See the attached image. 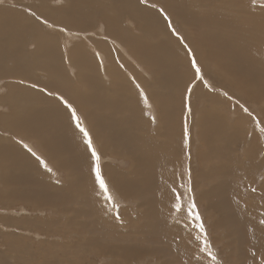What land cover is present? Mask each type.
<instances>
[{
  "label": "bare ground",
  "instance_id": "6f19581e",
  "mask_svg": "<svg viewBox=\"0 0 264 264\" xmlns=\"http://www.w3.org/2000/svg\"><path fill=\"white\" fill-rule=\"evenodd\" d=\"M4 1L6 5L0 7V80L5 78L10 82L7 97L0 98V110L10 109L7 113L11 118L7 121L3 114L0 115L3 122L0 132L10 133L13 139L23 136L38 140L58 170L65 171L67 180L52 178L38 164L39 174H32L29 166L34 164L30 162L26 149L22 150L24 147L7 144L5 149L0 145V189L3 194L0 200L6 199L7 203L14 205L29 204L33 209L52 206L58 214L72 210L73 203L83 204L81 215L95 218L93 222L85 219L90 223L84 221L86 230L81 222L79 230L84 236L85 231L94 225L102 227L106 224L110 231L105 237L126 242L125 235L111 226L115 217L113 208L95 181L91 149L85 144L83 133L75 131L71 109L64 103L67 101L85 114L101 153L128 162L127 168L107 164L101 171L108 183L137 208L138 213L133 217L125 211L126 217L133 219L131 234L137 239L153 246L164 244V256H172L177 262L183 263L184 256L190 255L192 264H206L194 257L191 245L197 248V240L188 244L189 232H186L183 219L187 213L185 208L182 205L179 211L175 209V193L182 178L179 161L187 144L184 142L187 129L188 136L201 143L203 150L198 154L203 165L214 158L225 159L221 165L202 171L204 179L213 181L201 196L213 225L236 226L246 240H251L257 230L260 236L254 244L263 250L264 224H254L262 217L245 212L242 202L232 196L236 187L231 190L235 185L229 180V177L245 178L244 169L247 168H243L242 161L236 162L230 147L237 138L234 133L240 120L231 127L217 111L220 108L218 102L226 99L210 92L204 83L200 82L198 88L193 85L196 76L193 75L191 55H195L199 67L209 74L214 69L221 87H230V99H236L237 95L241 101L250 102L264 114V43L257 31L263 22L257 12L264 11V6L248 0H216L219 2L217 7L205 12L200 8L203 0H149L159 4L158 7L169 14L171 20L179 23L185 36L181 41L165 27L166 19L160 20L163 14L158 15L156 9L141 0H24L27 3L22 6L18 0ZM31 3L40 6L35 8ZM234 3L235 8L230 7ZM21 9L25 12L21 13ZM237 9L243 14L236 12ZM31 13H35L34 18L30 17ZM24 14L28 21L23 19ZM45 20L47 24L43 22ZM124 20L135 26V30L130 32ZM95 22H99L95 26L98 31L102 24L104 34L111 38L110 42L117 49L126 55L127 51L136 63H140L130 68V77L110 59L107 43L91 42L90 37L94 33L97 35L93 30ZM162 27L164 29L160 31ZM74 38L82 41L72 43ZM98 49L105 52L104 64ZM119 62L125 63L124 58ZM140 68L151 75L150 81ZM105 75L108 81L104 80ZM135 80H139L144 90L140 92L157 110L158 120L151 122L143 118V100L134 94L138 87ZM190 87L192 91L189 92ZM187 93L190 99L186 98ZM197 96L212 108L203 106L199 110L197 104L189 106ZM226 102L229 104L230 101ZM17 148L22 151L16 153ZM247 150L244 148L246 158ZM195 177L193 188L197 187V174ZM67 204H71L70 208L66 207ZM255 212L263 210L256 207ZM3 220L5 226L12 224L8 218ZM18 220H14L13 225L20 234H38V230L45 228L44 224L49 226V223L40 224L33 219ZM9 226L7 231H11ZM86 237L82 240L88 246L97 243L93 241L95 236ZM83 242L79 243L84 245ZM111 245L114 250L111 252H116L119 244ZM127 248L132 246L128 244ZM141 251L134 250L136 253Z\"/></svg>",
  "mask_w": 264,
  "mask_h": 264
},
{
  "label": "rangeland",
  "instance_id": "374dc122",
  "mask_svg": "<svg viewBox=\"0 0 264 264\" xmlns=\"http://www.w3.org/2000/svg\"><path fill=\"white\" fill-rule=\"evenodd\" d=\"M18 1H19V5L21 4L20 6H22V4L24 3H27V1L24 0H18ZM203 1L204 3H201L200 8L205 12H211L214 6L217 7V4L219 3L216 0H203ZM248 1H251L253 3H258L259 5L264 6V0H248ZM5 2L6 1H4L3 4H5ZM7 3L9 2L7 1ZM3 4H0V7H3L4 6ZM31 4L35 8L40 6L38 3L35 4L31 3ZM146 5L156 9V11L159 13L158 15L163 14L162 18L160 19L161 21H164L163 20V18H165L164 14H166L167 17H169V14L160 11L162 8L158 7L159 4H157L156 2H151L149 0H146ZM230 7L235 8V3L232 4V6ZM22 9H24V7ZM22 9L19 11L21 13H23V11L25 12V10ZM238 10L239 9H237L236 12L243 14L242 11H238ZM257 14H258V18H263L262 20L263 22L260 25V28L257 29V31H259V35L262 39V42L264 43V11H262L261 13L257 12ZM24 17L25 18L23 19L25 21L29 20L27 15L24 14ZM30 17L34 18L33 15H31ZM119 19L122 20V18ZM167 22L166 24L163 23L165 27L168 28L171 32H172V28H175L176 32L179 33V37H182L185 40L184 32L181 29L179 23L172 19L171 27H170ZM97 23L99 22H95L93 29L94 32H97V35H95L94 33L93 36L90 37L91 42L96 43L97 41H103L104 43H107L110 48L109 49L110 55L112 56V58L110 59L114 60V62L122 68L123 70L122 72H124L127 76L129 75L130 77L129 74L130 68L135 67L140 63H136V61L129 56L126 50L125 51L127 55L124 52H121L119 49H117L110 42L111 38L109 39L108 36L104 34L102 24H100L101 29L99 31L97 30V28L95 27ZM124 23H126V26L129 28L130 32L131 29L135 30V26L130 25L127 20H124ZM163 29L164 27H162V29L160 28V31L161 30L163 31ZM106 36L107 38H105ZM59 41H63V40L59 39ZM81 41L82 40L79 38H74L72 43L76 44ZM185 45L187 44L185 43ZM262 46H264V44ZM186 48L189 49L188 47ZM98 51H100L101 54L103 55V64H104L105 52L101 49H98ZM94 53L96 54V51H94ZM121 58H124L125 63L119 62ZM201 70L204 75V80L207 82V85H205V83L203 84L204 87H206L210 92L215 93L216 95H219L220 97L226 99L224 102L221 101L218 102V105L220 107L219 109L217 108L218 113L222 117H224V119L227 122H229L228 124H230L231 127L234 125V123L240 120L238 129L236 128L234 133L237 138H235L233 144L231 143L230 147L231 150H233L232 153L235 155V158L237 160L236 162L241 163L242 161L243 168L245 167L247 168L244 169L246 170L244 171L245 178L240 176L229 177V180L232 181V185L233 184L235 185L231 187V190L233 189V187H236V189L239 190L237 191L234 188L235 192L233 189L234 194L232 196L234 198L237 197L235 199L237 201L239 200V202H242V204L245 206V212L247 211L250 215H255L256 213L257 215H260L263 218L264 217V131H262V129H264V121H263L264 114H262L261 111L258 112V109H256L255 106L250 102L241 101L240 97L237 95H236V99H230L229 95L231 94L232 90L230 91V87L224 89L219 85V81L218 78L216 77V74L214 73V69L210 70L211 72L210 74L205 69H201ZM140 71L150 81L151 75L147 74L145 69L140 68ZM193 73H194L193 75H195V71ZM104 78H105L104 80L108 81L107 75H105ZM9 82L10 80L9 79L7 80L5 78L0 80V98L2 96L3 98L7 97ZM134 82L138 86L135 88L134 94L135 96L139 95L143 100V101L141 100L142 101L141 105L144 110L143 118L145 120H150L151 122L153 120H158L157 110L154 109L148 97L146 99L145 94H142L140 92V90L143 92L144 90L143 87L139 84V80H135ZM201 83L196 78L195 83H193V85L198 88V84L200 85ZM80 88H83V85L81 83H80ZM128 93L130 96L131 92L128 91ZM188 93L186 98L190 99L191 96H189ZM224 93H227L228 96L226 97ZM203 100L204 99L197 96V100H195L194 102H190L189 106L192 107L197 104V108H200L199 110H201L203 106L211 109L212 108L211 105ZM226 101H230L229 104H227ZM237 101L239 102L238 104ZM240 105L247 107L249 111L253 113V115L257 116L259 118V123L258 124L254 123L251 117L243 113ZM222 106L226 108L222 109ZM72 108H74V106H72ZM9 111L10 109L8 110L6 108L4 109V111L0 110V115L3 114L7 121L8 119L11 118L10 114L7 113ZM76 114L77 116H79L82 126L87 128V130L89 131L92 137L93 145L100 155V167L102 168L104 167V165L108 164L112 166H119L122 169L127 168L129 164L126 161V159L118 160L117 158H108L107 156H104L101 153L99 143L93 137L91 127L89 125V122L85 114L77 110H76ZM197 119H199V115H197ZM71 120H73L72 125L75 126L74 127L76 129L75 131L76 132L78 131L77 133L82 134L80 130L76 127V121L73 118ZM73 122L75 123V125ZM1 123L3 124L2 120H0V125H2ZM188 132L189 131L186 129L185 133L187 134V139L184 142L185 144L186 143L187 144L185 145L186 148L184 147V149L182 150L183 155L180 157V161H179L180 177L182 178L180 180L181 184L179 185V189L177 190L178 193H180L181 195V202L186 212L188 205L193 201L195 202L197 211L199 212V215L201 217V221L205 226L209 250L216 256V259L213 260L212 257H210L208 253L204 250L205 247L203 243L204 235L200 233L199 228L197 227L199 221L195 220L193 217L189 216L188 213L185 212L186 216L183 219L185 221V226L187 227L186 232H189L188 233L189 235L191 234V236L187 234L189 238L188 244L189 245L191 243L194 244V242L197 240L196 241L197 248L194 245H191V248L194 250V257L200 260H204L206 264H264V248L262 250L258 248L256 244H254L258 242V238L260 236V234L256 233L257 230L255 234L251 236V240H246L243 238V236H241L238 233V227L236 226H231L229 224H228L229 226H227L224 224L225 226L222 225L223 227L222 226L219 227L220 225H213L214 224L213 219L210 215V212L207 211L205 202L201 197L202 191L204 189H208L209 186L213 183V181L206 178L204 179L202 176V171L210 170L211 168H214V165L216 164L221 165V162H224L225 159H222L221 161L219 158H216V160L214 158L213 161L207 162L206 164L203 165L204 162L202 160V157L199 156L198 154L199 152H201L200 150H203L201 147V143L199 142V140L191 139V137L188 136ZM255 135L257 137H255ZM254 137L256 138L255 142L252 140ZM13 138L14 137L8 132H0L1 147L6 149L8 148L7 144H14L16 145V147H18L19 145L21 148L24 147L22 150L26 149L27 155L30 156L29 158L30 162H33L34 164V166L32 165L29 166V171L32 174H39L37 170L39 165L52 178L54 179L58 178L61 181L67 180L65 171L62 170L60 167H59L60 169L58 170V166L56 165V163H54L53 159H51L49 155H47L46 151L42 149V147L38 143L39 142L38 140L34 138L27 139L26 137L23 136H19L15 139ZM192 144L194 146H192ZM25 145H27V147H25ZM21 148L20 149L17 148L15 152L18 153L19 151H22ZM244 148H246V150L248 148L247 150L248 159L244 156L245 155ZM29 149H31V151H29ZM29 152L33 154L34 157ZM35 163L36 165L38 164L37 167ZM45 164L47 165V167H45ZM196 174H197V187L193 188L192 185H194L195 183L194 180H196L195 177ZM102 175L104 176L109 186V191L114 195V202L105 199L107 200V203L109 205L111 204L113 208L112 213L115 215V217L111 222V226L115 230L118 229L119 233L125 235L126 242L121 243V241H117V240L111 241L110 238L105 237L106 234L110 231L109 225L107 226L106 224H104V226L102 227L94 225L93 227L89 228V230L85 231V233L83 232L85 234L84 236L80 232L81 230L80 227H82V225L84 226V224L88 221V219H90L89 222H93L95 218L94 217L88 218L90 215L87 217L81 215L80 212L82 211V209H84L83 204L73 203L74 206L72 205L73 208L72 210L68 211L66 214H58L54 212L57 211V209L54 208L56 209L54 210L52 206L42 209L36 207L35 209H33V207L29 204L14 205L7 203L6 199L4 200L1 199L0 202L2 203H0V264H183V263L185 264L186 262H187L186 264L188 263L192 264L191 258L193 257L190 255L184 256L186 260L184 259L185 261H183V263L177 262L174 257L172 258V256H168V255L164 256L165 253L162 252V248L164 244H158L157 246L156 244L155 246H153L154 244H151L152 245L151 246L146 242L143 241L141 242L134 235H132L131 229L133 227L134 222L132 221L133 219L131 217L136 215L138 213V210L137 208L132 207V205L129 204L120 195V193L116 191L111 184L108 183L109 181L107 180L103 172ZM1 187L2 184L0 183V188ZM252 189H255V191H252ZM2 195L3 194L0 189V197ZM117 197L120 198V201L118 200ZM70 206L71 204H67L66 207L70 208ZM256 207L262 208L263 212H255ZM125 211H128L131 217L129 218L126 217ZM220 217L221 216H219V218ZM4 218H8L12 220L11 221L12 224H8V222L6 223V225L8 224V226L10 225L9 228L11 229V231L6 230L8 226H5L4 224L5 220H3ZM24 218H26L27 221H32L31 219L36 220L37 222H40V224H44L42 222H46L49 223V226L48 224H44L45 228L38 230V234L36 232H29V233L25 232V234H20L15 231L16 229L14 228L16 226L13 224H15L14 220L16 221H19L18 219L24 220ZM72 218L74 219L73 222L69 223L68 220ZM116 219H119L118 224L116 223ZM261 219H259L258 223H254V224L259 225ZM50 221H54V223L53 222L51 223ZM89 222H87V224H90ZM71 225L74 227L71 228ZM252 225L253 224L249 226ZM85 227L87 226H84V228ZM215 227H219V228H215ZM1 228L3 229L1 230ZM11 236L12 237L14 236V238H12ZM86 236L88 237L90 236L91 238L95 236L94 237L95 240L93 241H96L97 243L88 246L86 243L83 242L84 240H86L87 238ZM98 237L100 239H98ZM5 238L7 239L5 240ZM83 238L84 240H82ZM127 240H129V243H127L128 242ZM81 241L84 243V245L82 243L81 244L79 243ZM111 244L113 245L119 244L118 249L116 248L117 249L116 252H111L114 251ZM128 244L131 245L132 248H127ZM152 247H154V249H152ZM175 247L181 248V246L178 245H175ZM136 248L137 250H143L141 251L142 253L134 252ZM128 249L129 251H127ZM156 249H158L159 252ZM145 250H147L148 252H145ZM23 256L26 258L23 259L24 258Z\"/></svg>",
  "mask_w": 264,
  "mask_h": 264
},
{
  "label": "snow or ice",
  "instance_id": "6c2138e0",
  "mask_svg": "<svg viewBox=\"0 0 264 264\" xmlns=\"http://www.w3.org/2000/svg\"><path fill=\"white\" fill-rule=\"evenodd\" d=\"M142 3L146 2V0H141ZM4 0H0V4H3ZM30 11V10H29ZM161 12H163V9L160 10ZM32 15H35V13H31ZM165 15V19L168 21L169 26L171 27V20L170 18L167 17L166 14ZM45 24H47V21H43ZM172 32L173 34H175L179 39H181V41L183 40L182 37H179V33L176 32L175 28H172ZM185 47H187V45H185ZM188 52L191 54V49H187ZM191 64L192 67L194 68L195 71V76L196 78L202 82L205 83V85H207V82L204 80V75L202 73L201 68L199 67L195 55L192 54L191 55ZM33 87H36V85H33ZM191 91V88L189 89V92ZM224 95L227 97L228 94L224 93ZM61 99H63L61 97ZM65 104H67L68 108L71 109V116L72 118L76 121V127L80 130L81 133H83L85 142L87 144V147L89 149H91V156L93 158V160L95 161V167H94V172H95V181L96 183H98L99 185V189L103 192L105 198L108 201H113L114 202V195L109 191V186L104 178V176L102 175V171H101V167H100V155L97 152L96 148L93 145V141H92V137L89 133V131L87 130L86 127L82 126V123L80 121L79 116H77L76 114V110L74 108H72L71 104H68L67 101H64ZM239 102L237 101V104ZM240 107L242 108L243 113L247 114L249 117H251L252 121L254 123H259V118L255 115H253V113L251 111H249V109L247 107H244L243 105H240ZM262 131H264V129H262ZM25 147H27V145H25ZM29 151H31V149H29ZM45 167H47V165L45 164ZM252 191H255V189H252ZM175 199H176V203H175V209L177 211H179L182 207V202H181V195L180 193H175ZM187 213L189 216L193 217L195 220L199 221V223L197 224V227L199 228L200 233H202L204 235V250L208 253V255L210 257H212L213 260L216 259V256L209 250L208 247V239H207V234H206V230H205V226L203 224V222L201 221V217L199 215V212L197 211V207L195 202H191L188 207H187ZM261 224H264V220L260 221Z\"/></svg>",
  "mask_w": 264,
  "mask_h": 264
}]
</instances>
